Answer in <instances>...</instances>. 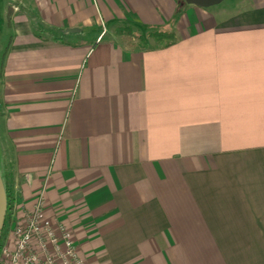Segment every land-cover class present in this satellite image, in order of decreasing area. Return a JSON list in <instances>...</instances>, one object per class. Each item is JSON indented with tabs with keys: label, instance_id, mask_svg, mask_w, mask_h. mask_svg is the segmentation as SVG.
Returning <instances> with one entry per match:
<instances>
[{
	"label": "crops",
	"instance_id": "1",
	"mask_svg": "<svg viewBox=\"0 0 264 264\" xmlns=\"http://www.w3.org/2000/svg\"><path fill=\"white\" fill-rule=\"evenodd\" d=\"M241 3L0 0L1 238L41 197L83 264H264V0Z\"/></svg>",
	"mask_w": 264,
	"mask_h": 264
},
{
	"label": "built area",
	"instance_id": "2",
	"mask_svg": "<svg viewBox=\"0 0 264 264\" xmlns=\"http://www.w3.org/2000/svg\"><path fill=\"white\" fill-rule=\"evenodd\" d=\"M42 207L39 197L33 211L11 221L0 240V264H83L70 233Z\"/></svg>",
	"mask_w": 264,
	"mask_h": 264
},
{
	"label": "trees",
	"instance_id": "3",
	"mask_svg": "<svg viewBox=\"0 0 264 264\" xmlns=\"http://www.w3.org/2000/svg\"><path fill=\"white\" fill-rule=\"evenodd\" d=\"M115 33L118 37L124 40L129 46H138L146 50L154 49V48H160V49L168 48L177 42L176 33L174 31L168 32L163 29H157L147 33L146 35H142L129 26H120L116 28ZM6 196H7V212L5 217L4 228L9 220V212L11 211L13 205L12 197L9 194L7 188H6Z\"/></svg>",
	"mask_w": 264,
	"mask_h": 264
},
{
	"label": "water",
	"instance_id": "4",
	"mask_svg": "<svg viewBox=\"0 0 264 264\" xmlns=\"http://www.w3.org/2000/svg\"><path fill=\"white\" fill-rule=\"evenodd\" d=\"M224 0H184V2L188 5H194L201 8H208L210 6H214L216 4L221 3ZM72 32V30H69ZM7 212V196H6V188L4 184V179L0 170V240L2 231L5 224V217Z\"/></svg>",
	"mask_w": 264,
	"mask_h": 264
},
{
	"label": "rangeland",
	"instance_id": "5",
	"mask_svg": "<svg viewBox=\"0 0 264 264\" xmlns=\"http://www.w3.org/2000/svg\"><path fill=\"white\" fill-rule=\"evenodd\" d=\"M242 7H243V4L241 3V0H224L221 3L216 4L214 6L216 11H218V13H220V14L221 13L231 14L237 10H240ZM106 38H108V36H106ZM3 230H4V228H3ZM2 235H3V231H2Z\"/></svg>",
	"mask_w": 264,
	"mask_h": 264
}]
</instances>
